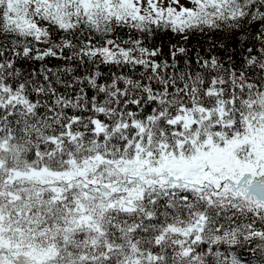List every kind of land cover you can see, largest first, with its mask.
Returning <instances> with one entry per match:
<instances>
[{
    "label": "snow or ice",
    "instance_id": "1",
    "mask_svg": "<svg viewBox=\"0 0 264 264\" xmlns=\"http://www.w3.org/2000/svg\"><path fill=\"white\" fill-rule=\"evenodd\" d=\"M0 264H264V0H0Z\"/></svg>",
    "mask_w": 264,
    "mask_h": 264
}]
</instances>
